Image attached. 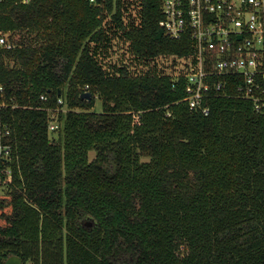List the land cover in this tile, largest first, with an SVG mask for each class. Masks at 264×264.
I'll return each instance as SVG.
<instances>
[{"label": "trees", "instance_id": "trees-1", "mask_svg": "<svg viewBox=\"0 0 264 264\" xmlns=\"http://www.w3.org/2000/svg\"><path fill=\"white\" fill-rule=\"evenodd\" d=\"M122 8L0 0V32L31 40L0 48L13 147L0 264H264V111L233 94L234 79L227 96L205 98V116L184 77L108 74L89 47L106 38L104 11L138 58L194 53L159 27L162 0H140L138 27Z\"/></svg>", "mask_w": 264, "mask_h": 264}, {"label": "built area", "instance_id": "built-area-1", "mask_svg": "<svg viewBox=\"0 0 264 264\" xmlns=\"http://www.w3.org/2000/svg\"><path fill=\"white\" fill-rule=\"evenodd\" d=\"M159 27L173 40L188 37L194 46L192 55L181 57L187 73L175 77L186 79L191 110L207 116L205 98L227 96L234 79L233 94L264 111V0H162ZM8 36L0 32V48L15 47ZM57 128L53 119L49 131ZM10 135L0 124V187L13 176Z\"/></svg>", "mask_w": 264, "mask_h": 264}, {"label": "rangeland", "instance_id": "rangeland-1", "mask_svg": "<svg viewBox=\"0 0 264 264\" xmlns=\"http://www.w3.org/2000/svg\"><path fill=\"white\" fill-rule=\"evenodd\" d=\"M122 16L127 27H138L140 24V0H121ZM103 28L106 38L100 44L89 45L90 51L101 64L108 74L118 73L119 70L125 69L131 76H153L168 75L172 78L186 74L187 71L182 69L184 59L176 56H159L156 59L143 60L135 56L130 48L129 43L124 40L122 34L117 30L112 19V14L104 11ZM12 44H28L31 42L29 36L25 33H15L8 36ZM93 112L102 113V102L96 98ZM64 112L66 110L64 109ZM54 121L57 120V112L52 115ZM56 124V122H55ZM96 152H89V161H94Z\"/></svg>", "mask_w": 264, "mask_h": 264}, {"label": "water", "instance_id": "water-1", "mask_svg": "<svg viewBox=\"0 0 264 264\" xmlns=\"http://www.w3.org/2000/svg\"><path fill=\"white\" fill-rule=\"evenodd\" d=\"M81 98L82 99H87L88 101H91L92 95L90 93H84L81 96ZM6 264H23V261H22L21 258H19L17 256H12L6 261Z\"/></svg>", "mask_w": 264, "mask_h": 264}]
</instances>
